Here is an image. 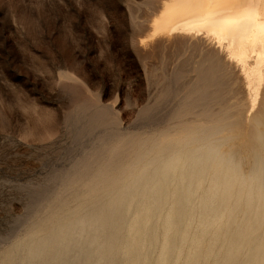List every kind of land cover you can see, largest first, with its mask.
<instances>
[{
    "label": "rangeland",
    "instance_id": "1",
    "mask_svg": "<svg viewBox=\"0 0 264 264\" xmlns=\"http://www.w3.org/2000/svg\"><path fill=\"white\" fill-rule=\"evenodd\" d=\"M164 2L0 0V264H264V64Z\"/></svg>",
    "mask_w": 264,
    "mask_h": 264
},
{
    "label": "bare ground",
    "instance_id": "2",
    "mask_svg": "<svg viewBox=\"0 0 264 264\" xmlns=\"http://www.w3.org/2000/svg\"><path fill=\"white\" fill-rule=\"evenodd\" d=\"M143 28H144V26H143ZM151 30H153L152 35H154V36L166 35V34H167V36H171V34H172V36H174V34L177 35L179 33H186L185 36L181 35V34H179V36L185 37L186 40L188 37L187 41H189V39H190L189 37H195V36H201V38L198 37L200 39L208 38V41H211V47H213V49H216V51L214 53H211V52L209 53L208 51H206L205 53L204 52L200 53V54H202V59L198 60V63L200 65H199V70L197 72L198 74L196 77H198L199 80L204 83V85L206 84V77L208 80L209 75L211 76V79H212L211 84H213V85L217 84V81H218L217 74H216L217 69H218L217 67H219V65H221L223 62L226 65L228 64L226 57H232V56L236 55V56L240 57V59L242 61H244V60L248 61V59H250V57L254 55V54L252 55V53L257 51L256 62L258 61L259 63L256 65L262 64L261 66H263V64H264V0H165L162 10L158 13L157 16H155ZM158 39L159 38H157V40ZM183 39L184 38H182V40ZM194 40L196 42V39H193L192 41H194ZM165 42H166V38H165ZM163 43H162V45H163ZM201 43H203V40H201ZM175 44H176V41H175ZM196 44H197V42H196ZM199 44H200V42H199ZM199 44H198V46H199ZM134 45H135V43H134ZM166 45H168V44L166 43ZM159 47H161V45ZM164 47H165V45H164ZM187 48H188V46H187ZM199 48L200 47H197V50ZM191 49L193 50V47ZM197 50L195 52L194 57L187 60L188 61V62H186L187 64H192V63L196 62V60H194L193 58H195L197 53L199 52V50H198V52H197ZM219 51L225 53L226 56H224V54L221 55V53ZM251 51H253V52L250 53ZM246 57H247V59H246ZM191 60H193V61H191ZM249 61H251V60H249ZM233 62H234V60H233ZM248 62H247V64H248ZM252 62H253V60H252ZM207 63H210L211 70L206 71ZM244 63H246V61H244ZM242 66H244V65H242ZM248 66H251V65H248ZM260 68H262V67H260ZM246 69H248V68L246 67ZM189 70L191 71L192 68L190 67ZM250 70H253V68H251ZM250 72L252 73V71H250ZM258 72H260V71H258ZM259 75H260V73H259ZM259 75H258V77H259ZM256 76H255V78H256ZM251 77H252V75H251ZM192 80H193V77L188 79L187 82L189 83ZM206 94L204 93V96ZM204 96L203 97L200 96L199 98H204ZM219 151L220 150H218V152ZM60 239H61V237H60ZM51 240H53V238L50 239V241ZM47 242H48V240H47ZM44 243H46V242H44ZM36 244H38V243H36ZM46 245H47V243H46ZM46 245H45V247H46ZM60 248H59V251H60ZM62 250H63V248H62ZM35 251H36V249H35ZM64 251L66 252V248ZM65 252H64V254H65ZM36 254H38V253H36ZM54 256L55 255H53L52 257H54ZM64 257H65V255H64ZM38 258H39V256H38ZM36 259H37V257H36ZM34 260L31 259L30 261H34ZM50 260H51V256H50ZM91 262H92V260H91ZM32 263L34 264V262H32ZM53 263H55V262H53ZM48 264H50V263L48 262ZM55 264H57V262Z\"/></svg>",
    "mask_w": 264,
    "mask_h": 264
}]
</instances>
